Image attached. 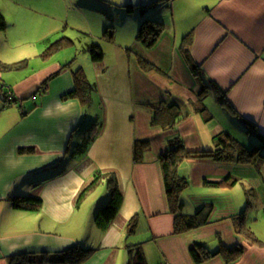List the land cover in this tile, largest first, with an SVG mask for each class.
<instances>
[{
    "label": "crops",
    "instance_id": "0c3cea01",
    "mask_svg": "<svg viewBox=\"0 0 264 264\" xmlns=\"http://www.w3.org/2000/svg\"><path fill=\"white\" fill-rule=\"evenodd\" d=\"M84 1L99 12L98 26L112 27L113 46L103 48L101 61L83 58L80 65L77 54L69 60L37 53L48 36L49 0H0V62L20 63L0 70V264L13 254L75 245L94 249L80 264H128L129 244L141 247L147 264H196L189 252L196 242L214 250L239 245L243 252L231 264H264L263 239L236 229L241 219L251 229L264 206V0ZM143 22L161 26L151 46L138 40ZM88 37L99 36L90 30ZM67 38L64 46L73 48ZM77 69L93 85L83 91L87 98L74 94ZM156 102L178 108L173 130L151 125L147 103ZM178 133L189 150L216 149V136L228 134L257 147L262 159L185 162L202 189L181 193L183 212L205 205L211 211L206 224L175 234L158 157ZM136 140L150 143L141 162L133 161ZM97 171L114 173L123 196L105 230L95 216L108 201L107 186L88 203L90 191L82 194ZM24 196L40 198V207L13 205ZM201 264L227 263L217 256Z\"/></svg>",
    "mask_w": 264,
    "mask_h": 264
},
{
    "label": "trees",
    "instance_id": "16d2710c",
    "mask_svg": "<svg viewBox=\"0 0 264 264\" xmlns=\"http://www.w3.org/2000/svg\"><path fill=\"white\" fill-rule=\"evenodd\" d=\"M5 21L3 15L0 13V30L4 29ZM102 38L105 36L111 39L112 27L107 26L104 30ZM162 30L160 25H154L149 22H143L138 31V40L144 43L146 46L153 45ZM66 45V42H56L54 49L58 50ZM83 49L90 53L91 59L94 62L101 61L103 59V49L99 43L90 42L83 45ZM185 57L188 61H191V57L187 47L184 48ZM20 63L6 64L0 62V70L8 71L13 68H17ZM194 67V68H193ZM194 72L198 71L199 67L192 65ZM74 82L76 88L74 94L83 93V98H87L85 95V87H93L85 80L81 69H77L74 72ZM202 90L201 93H203ZM206 92V91H205ZM152 112V126H160L164 130H173L176 124L179 122L178 108L172 105H164L162 102L147 103ZM90 136L87 135L80 147L86 148L90 142ZM217 148L216 149H204V150H189L186 148L184 140L179 135H172L167 139L166 151L158 157V161L162 171L164 193L168 205V211L173 215V233L180 234L191 229L200 227L207 223L209 212L211 211L210 205H205L198 209L194 214H186L183 212L184 204L181 197V193L189 186L188 178L185 174L180 172V167L190 159H209L215 162H230L234 159L240 163H251L256 165L262 159V155L258 148L247 149V147L238 143L228 134H218L216 136ZM150 147V143L147 140H136L133 143V161L141 162L143 160V154L145 150ZM105 180L109 198L108 201L101 206L96 213L95 223L96 226L105 230L109 227L112 220L116 217L123 203V196L118 187L117 179L114 173H102L97 171L94 173L93 179L87 184L82 194H86L93 190L98 182ZM224 180L221 183H226ZM248 193V191L246 192ZM13 205L26 210H37L41 205L40 198H32L28 196L18 197L13 200ZM207 209V213H204ZM242 217V215H240ZM136 216L131 218L127 223L128 233H132L135 229ZM238 232H244L247 236L251 237L253 232L244 225V222L240 220L238 226H236ZM129 235V234H128ZM253 240H257L252 236ZM258 241V240H257ZM94 249L84 248L80 245L67 248L63 251L56 253H37V252H22L10 255L6 257L7 264H36V263H60V264H80L83 261L91 257ZM189 252L192 256L194 263L201 264L208 260L221 256L227 264L235 262L242 254L243 249L239 245H235L231 248L225 246H219L218 248L211 249L204 243L196 242L189 248ZM128 264H147L141 247L136 244L128 245Z\"/></svg>",
    "mask_w": 264,
    "mask_h": 264
},
{
    "label": "rangeland",
    "instance_id": "374dc122",
    "mask_svg": "<svg viewBox=\"0 0 264 264\" xmlns=\"http://www.w3.org/2000/svg\"><path fill=\"white\" fill-rule=\"evenodd\" d=\"M48 2V11L51 13L49 14L48 12V36L46 41H42V45L37 47V53L42 51V49H47L48 51V57H52V59H59L61 57H69L68 59L74 58V55L77 54L78 57L81 60H78V63L81 65V61L83 58L85 60L90 61V53L88 51L84 50V53L82 52L83 50V45L85 43H90V42H96L99 43L102 49L104 48L108 52V48H111L113 46V43L109 41L106 36L103 39V33L105 28L103 26H98V20L96 16V13H99L97 10L89 9L92 8V6H88V4L84 0H57V3H54L52 0H49ZM52 2V3H51ZM56 2V1H55ZM83 3V4H79ZM87 9V10H86ZM115 10L120 9V7L114 8ZM85 11L83 14L82 11ZM129 15V14H128ZM106 17V16H105ZM107 19V17H106ZM118 19L120 21L125 20L124 18H121V16H118ZM73 23L77 25V28L72 29ZM122 22H118L117 26ZM68 24V25H67ZM140 25V24H139ZM138 25V28H139ZM105 26V25H104ZM80 27V28H78ZM93 30L96 35H98V39H94L91 37H88L89 31ZM114 33V32H113ZM66 37V40L64 39ZM70 37L73 41L74 40V46L71 48L69 47H61L58 50L54 49V46L56 42H64L70 41ZM100 38V39H99ZM103 49V51H104ZM86 54V55H85ZM110 55V54H108ZM85 62V61H84ZM86 63V62H85ZM6 97V100H11L12 98L10 97V93ZM96 107V106H95ZM94 119V116H92ZM178 126V123H177ZM182 139L183 136L178 133ZM187 137V136H186ZM184 140V139H183ZM243 144V143H242ZM247 148H253L254 146L251 144H246ZM191 169L189 165H181L180 167V172L182 174H185L188 179H189V186L182 191L183 194H188V193H199L201 187L198 188L194 184L193 178L189 174ZM105 182H98V185L95 186V188L90 191L84 198L85 202H90L91 200L94 199V197L98 194V192H102V188L106 187ZM105 191V189L103 190ZM250 195V194H249ZM248 195V196H249ZM259 213L257 214V220L256 221H250L249 224L251 225V231L259 237V239H263L264 242V206L259 204ZM194 214V213H191ZM242 220V219H241ZM128 233V230L126 232ZM261 237V238H260Z\"/></svg>",
    "mask_w": 264,
    "mask_h": 264
}]
</instances>
